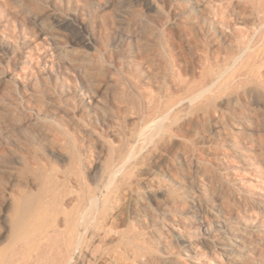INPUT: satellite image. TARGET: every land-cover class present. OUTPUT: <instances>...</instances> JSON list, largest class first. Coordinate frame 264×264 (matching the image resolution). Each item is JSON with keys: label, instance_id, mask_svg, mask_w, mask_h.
I'll list each match as a JSON object with an SVG mask.
<instances>
[{"label": "rangeland", "instance_id": "rangeland-1", "mask_svg": "<svg viewBox=\"0 0 264 264\" xmlns=\"http://www.w3.org/2000/svg\"><path fill=\"white\" fill-rule=\"evenodd\" d=\"M0 264H264V0H0Z\"/></svg>", "mask_w": 264, "mask_h": 264}]
</instances>
